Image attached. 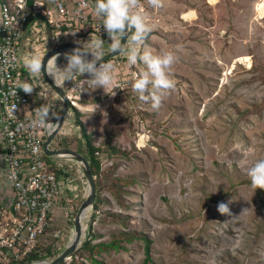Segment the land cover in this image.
<instances>
[{"label":"rangeland","instance_id":"374dc122","mask_svg":"<svg viewBox=\"0 0 264 264\" xmlns=\"http://www.w3.org/2000/svg\"><path fill=\"white\" fill-rule=\"evenodd\" d=\"M146 6L158 15L147 41L153 40V54L172 51L178 57L170 69L175 88L158 110L132 88L115 95L97 88L83 95L80 102L98 106L88 112L96 120L89 128L77 108L85 133L100 148L102 171L116 165L113 177L121 183L111 189L105 177L102 202L84 215L80 243L63 264H98L80 245L87 239L108 243L130 231L151 240L145 264H264V190L261 200L247 176V168L264 158V0H179L162 9L147 1ZM109 48L104 44V53ZM111 94L110 104L101 101ZM49 146L86 156L74 112ZM112 146L117 151H103ZM54 160L71 166L77 187L68 218L65 210L54 213L53 227L62 229L63 237L45 257L49 260L73 237V219L88 188L76 162ZM116 190L124 207L112 195ZM220 202L228 203L231 215L217 211ZM55 242L48 236L45 244ZM122 246L95 253L94 259L143 264L142 240Z\"/></svg>","mask_w":264,"mask_h":264},{"label":"built area","instance_id":"2783aa9c","mask_svg":"<svg viewBox=\"0 0 264 264\" xmlns=\"http://www.w3.org/2000/svg\"><path fill=\"white\" fill-rule=\"evenodd\" d=\"M93 2L0 0V264L29 262L27 257L35 252L45 254L48 236L56 241L51 243L53 252L52 246L63 237V230L53 227L54 213L65 210L68 218L77 186L70 177L71 166L44 153L42 144L49 132L31 125L37 107L47 102L54 104L58 113L61 100L42 76L34 77L23 67L22 59L27 53L42 57L56 44L79 41L82 46L90 37L99 36L106 44L108 35L93 11ZM140 5L146 15L145 0H140ZM129 40L130 36L125 48ZM104 62L114 66L115 88L110 89L115 92L131 88L134 73L141 71L139 63L128 65L123 52ZM57 64L60 66L58 61ZM87 78L86 74L77 76L73 83L64 84L62 89L70 107H77L76 101L92 90L89 86L88 91L81 92L79 82ZM24 82L34 88L31 94L20 90ZM33 83L39 88L35 89ZM44 84L47 88H43ZM79 170V180L85 181Z\"/></svg>","mask_w":264,"mask_h":264},{"label":"clouds","instance_id":"9594fccd","mask_svg":"<svg viewBox=\"0 0 264 264\" xmlns=\"http://www.w3.org/2000/svg\"><path fill=\"white\" fill-rule=\"evenodd\" d=\"M148 4L154 9H160L163 7V0H148ZM84 6L87 7V4ZM140 8V0H94L93 2V11L102 21L101 25L111 40L109 45L113 52H123L130 67L137 63L144 66L143 70L134 73V79L131 82L133 93L140 101L150 103L154 110H158L164 97L175 88L170 69L178 57L172 51L153 54L151 49L145 47V41L152 32L153 25ZM129 36L130 40L125 48L121 41L122 38L128 40ZM104 44L105 42L99 36L95 39L90 37L87 42H83L82 47L63 53L66 60L64 66L57 64L60 53L50 57L46 63L44 56L27 53L23 56L22 65L34 77L47 74L59 88H63L66 82L73 83L75 77L86 74L89 78L81 79L79 82V87L83 89L81 92L88 91L89 86L92 89L107 87L114 89L112 84L114 66L103 60ZM20 90L31 94L34 88L24 82L20 85ZM97 107L95 105L91 114ZM54 109L55 105L47 102L37 107L31 125L42 128L45 132L56 130L60 124L59 114ZM14 111L15 108L13 114ZM71 111L73 112L72 107ZM54 119L56 122H53ZM247 176L254 191L257 188L264 190V158L257 159L247 168ZM217 211L221 215H231L229 205L225 202L217 204Z\"/></svg>","mask_w":264,"mask_h":264},{"label":"water","instance_id":"95a60500","mask_svg":"<svg viewBox=\"0 0 264 264\" xmlns=\"http://www.w3.org/2000/svg\"><path fill=\"white\" fill-rule=\"evenodd\" d=\"M125 41H126V38H122L121 42L123 43V45ZM76 47H82V46L76 43H71V42L63 43L60 45L56 44L44 52L43 54L44 62L46 63L50 57H52L53 55L57 53L63 54L65 52H70L73 48H76ZM118 53L119 52H113V50L110 49L109 51L104 53L103 60L113 55L115 56ZM89 58H91L90 55H89ZM42 77L45 80V82L55 90L57 96L61 100V107L58 112L59 114L58 122L60 125L56 130L49 132L45 136V139L42 144L43 151L47 156H52L53 158H60V157L68 158L76 162L84 174L88 188H87L86 196L79 204L76 210L75 217L73 219V230H74L73 237L71 238L70 242L67 243V245L63 248V250L51 260L43 259L39 261H29V262L14 263V264H60L63 261H65L76 250L77 245L80 243V240L82 237V219L85 213L87 212V210L90 207H92L93 202H94V195H95V188H96L95 180H94V175L92 174L89 162L86 159V157L76 151H73L67 148L53 149L52 147L49 146L53 138H55V136L60 132V130H62L63 125L65 123V118L71 107H70L69 101L65 97L63 89L56 87L52 79L47 74H42ZM54 122H56L55 119H54Z\"/></svg>","mask_w":264,"mask_h":264},{"label":"trees","instance_id":"16d2710c","mask_svg":"<svg viewBox=\"0 0 264 264\" xmlns=\"http://www.w3.org/2000/svg\"><path fill=\"white\" fill-rule=\"evenodd\" d=\"M175 1H178V0H175ZM149 35H148V37H149ZM148 37H147L145 42L148 41ZM72 110L75 114L77 124L81 128V135L85 139V145H86L85 147H86V152H87L85 157L88 160L92 174L94 175L96 188H95L94 202H93L92 207L94 208V210H96L99 207L100 203L102 202L100 194H101L102 189L105 188L104 187L105 177H108L110 179L111 189H116L118 187V185H120L119 183H121V180L113 177V173L117 168L116 165H110V167L108 166L107 168H105V170L102 171V169L100 167L101 163H100L99 157H97V153L100 150V148L95 147L94 145L91 144L90 136L85 133L86 130L82 124V121H80V119H79L81 114L78 111V109L75 107H72ZM110 149L111 150H109V148H108L107 150H103V151H106L107 153H109V152L112 153V152L117 151L113 146ZM262 194H263V190L258 189L257 195L260 197L261 200H262ZM112 195L114 196L115 201L121 207H124L123 200L120 198L119 190L113 191ZM90 232H91V230H90ZM91 236H94L92 232H91ZM133 240H142L144 242L143 264L149 262L150 261L149 246L151 244V240L148 238V236L146 234L139 232V231L121 232L119 238H113L108 243H106V242L92 243L91 239H87L80 245V247H81V250L87 252L88 257H90L94 263L101 264L100 261H97L96 259H94L95 253H98L100 251H106L107 252L110 250L123 249V246H122L123 242L131 243ZM50 250L52 251L50 245L44 246L45 254H41V253L39 254L38 252H35L33 255L28 256L26 261H31V260L39 259V258L41 259L44 257H51L53 254ZM73 255H74V253L71 254V257ZM60 264H63V262Z\"/></svg>","mask_w":264,"mask_h":264},{"label":"crops","instance_id":"0c3cea01","mask_svg":"<svg viewBox=\"0 0 264 264\" xmlns=\"http://www.w3.org/2000/svg\"><path fill=\"white\" fill-rule=\"evenodd\" d=\"M148 0H145V8L147 7L146 6V2H147ZM169 1H175V0H163V4H169ZM179 1V0H178ZM154 9V8H153ZM162 9V8H161ZM146 16L148 17V19H149V22L153 25V27H155V25H156V22H157V20H158V15L157 14H155V13H153L152 11H149V9H147L146 8ZM151 35H154V33L153 32H151L150 33V35H149V37L151 36ZM148 37V39H150ZM151 42H145V47H147V48H149V49H151L152 50V52L155 50V48L153 47V40H150ZM111 43V40H110V38H109V36H108V38H107V41H106V44L110 47V44ZM59 63H60V66H63V63H64V61H66L65 59H64V57H63V54H61L60 56H59V58H58V60H57ZM108 88V90H111L110 89V87H107ZM97 89V88H96ZM95 90V89H94ZM91 91V90H90ZM112 91V90H111ZM112 92H114V93H117V92H115V91H112ZM96 94H98V93H96ZM121 94H123V93H121ZM114 95V94H113ZM110 97L112 96V94L111 95H109ZM110 97H108V98H102L101 99V101L103 102V103H108V104H110V101L111 100H114L113 99V96L110 98ZM84 99H86L85 97H82V99L81 100H84ZM122 99H124V97L122 98ZM80 100V101H81ZM79 101V102H80ZM101 101H97L98 103H100ZM124 101H126V100H124ZM95 103H91V102H89V100H87L86 102H80V104H78V106H77V108L79 109V110H81V112L83 113L82 114V120H84L83 122H84V124H85V126H87V128H89V127H91V126H93V123L94 124H96V120H94L90 115H89V113L90 112H92V109L95 107ZM89 112V113H88Z\"/></svg>","mask_w":264,"mask_h":264},{"label":"bare ground","instance_id":"6f19581e","mask_svg":"<svg viewBox=\"0 0 264 264\" xmlns=\"http://www.w3.org/2000/svg\"><path fill=\"white\" fill-rule=\"evenodd\" d=\"M105 48H106V46H105ZM107 49H108V48H107ZM109 49H110V48H109ZM106 51H107V50H106ZM72 170H73V169H72ZM73 171H74V170H73ZM82 190H83V189H82ZM87 211H88V210H87ZM86 213H87V212H86ZM86 213H85V214H86ZM70 238H71V237H70Z\"/></svg>","mask_w":264,"mask_h":264}]
</instances>
